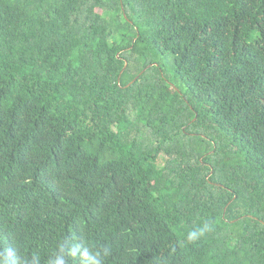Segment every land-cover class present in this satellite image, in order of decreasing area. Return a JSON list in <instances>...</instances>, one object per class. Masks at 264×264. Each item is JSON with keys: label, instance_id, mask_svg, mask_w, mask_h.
<instances>
[{"label": "trees", "instance_id": "1", "mask_svg": "<svg viewBox=\"0 0 264 264\" xmlns=\"http://www.w3.org/2000/svg\"><path fill=\"white\" fill-rule=\"evenodd\" d=\"M0 264H264V0H0Z\"/></svg>", "mask_w": 264, "mask_h": 264}]
</instances>
